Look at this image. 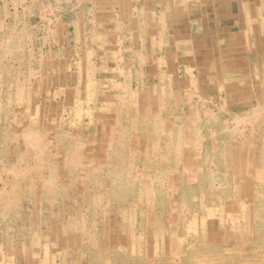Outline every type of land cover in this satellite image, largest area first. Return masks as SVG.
Wrapping results in <instances>:
<instances>
[{"label":"rangeland","instance_id":"obj_1","mask_svg":"<svg viewBox=\"0 0 264 264\" xmlns=\"http://www.w3.org/2000/svg\"><path fill=\"white\" fill-rule=\"evenodd\" d=\"M0 264H264V0H0Z\"/></svg>","mask_w":264,"mask_h":264},{"label":"bare ground","instance_id":"obj_2","mask_svg":"<svg viewBox=\"0 0 264 264\" xmlns=\"http://www.w3.org/2000/svg\"><path fill=\"white\" fill-rule=\"evenodd\" d=\"M239 122V121H238ZM188 140V139H187ZM188 144V143H187ZM151 185V184H150ZM212 214V213H211ZM239 230V229H238Z\"/></svg>","mask_w":264,"mask_h":264}]
</instances>
